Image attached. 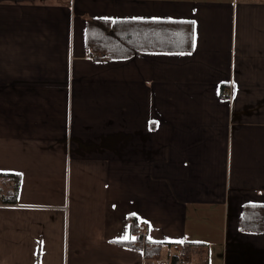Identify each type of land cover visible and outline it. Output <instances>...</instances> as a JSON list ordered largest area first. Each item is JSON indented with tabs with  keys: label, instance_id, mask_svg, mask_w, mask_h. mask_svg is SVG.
Returning <instances> with one entry per match:
<instances>
[{
	"label": "crops",
	"instance_id": "obj_1",
	"mask_svg": "<svg viewBox=\"0 0 264 264\" xmlns=\"http://www.w3.org/2000/svg\"><path fill=\"white\" fill-rule=\"evenodd\" d=\"M89 21L192 46L108 57ZM0 174V264H264V0H0Z\"/></svg>",
	"mask_w": 264,
	"mask_h": 264
},
{
	"label": "trees",
	"instance_id": "obj_2",
	"mask_svg": "<svg viewBox=\"0 0 264 264\" xmlns=\"http://www.w3.org/2000/svg\"><path fill=\"white\" fill-rule=\"evenodd\" d=\"M89 24L95 23L94 27L100 36H91L87 39V45L92 53L102 54L108 57L133 56L139 51H165L181 52L189 51L192 46L190 36H175L171 31L169 23L152 24L150 23L147 36H127L132 34L136 24L134 22L115 21L110 25L107 21H89ZM144 23V22H141ZM129 26L128 25H132ZM89 26V25H88ZM111 29V31H110ZM165 32L167 36H155ZM20 188V177L15 174H0V204H16ZM132 234H136L138 226L136 220L130 218ZM240 229L248 231L255 229L256 232L264 231V208L260 206H246L244 216L240 222ZM143 237L139 234L135 241L142 242ZM127 243L126 245H130ZM147 244V243H145ZM132 245V244H131ZM199 245L184 244L181 247L183 255H189L195 252Z\"/></svg>",
	"mask_w": 264,
	"mask_h": 264
},
{
	"label": "built area",
	"instance_id": "obj_3",
	"mask_svg": "<svg viewBox=\"0 0 264 264\" xmlns=\"http://www.w3.org/2000/svg\"><path fill=\"white\" fill-rule=\"evenodd\" d=\"M227 96V94H225ZM139 231L144 232L145 226H139ZM173 250L179 254L174 257L172 264H189L187 258L180 254V248L178 245L173 246Z\"/></svg>",
	"mask_w": 264,
	"mask_h": 264
},
{
	"label": "snow or ice",
	"instance_id": "obj_4",
	"mask_svg": "<svg viewBox=\"0 0 264 264\" xmlns=\"http://www.w3.org/2000/svg\"><path fill=\"white\" fill-rule=\"evenodd\" d=\"M123 240H134L135 238L134 237H130V236H128V235H125L123 238H122ZM179 242H183V241H179Z\"/></svg>",
	"mask_w": 264,
	"mask_h": 264
}]
</instances>
